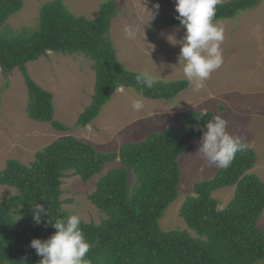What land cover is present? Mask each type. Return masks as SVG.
<instances>
[{"label":"trees","instance_id":"1","mask_svg":"<svg viewBox=\"0 0 264 264\" xmlns=\"http://www.w3.org/2000/svg\"><path fill=\"white\" fill-rule=\"evenodd\" d=\"M260 0H232L216 6L214 22L229 20L254 9ZM24 0H0V70L6 76L17 70L28 90L26 113L31 120L49 123L69 132L54 119V95L31 78L27 65L49 53L81 55L93 62L96 74L90 105L80 114L77 126L92 124L120 88L134 89L151 101H173L185 91L186 81H158L151 88L136 82L138 73L120 62L110 39L116 3L101 6L95 20L76 17L61 0L44 5L36 30L14 32L7 25ZM175 14L162 20V29L182 28ZM213 112H191L178 125L152 132L142 142L123 145L119 151L102 153L73 137L63 138L37 152L24 165L9 160L0 173V186L16 190L0 202V264H39L32 248L35 238L47 239L55 232L48 223L71 215L63 200L64 180L79 177L89 182L103 174L107 164L119 163L96 183L89 200L100 211V224L82 220L81 228L92 247L86 258L91 264H264V181L249 174L259 160L251 147L237 152L231 165L220 168L211 180L193 184L191 195L179 207L184 230H165V213L181 197L180 160L189 145L202 139ZM200 129V130H197ZM234 187L231 201L221 210L212 195ZM42 204L49 216L44 223L33 219V205Z\"/></svg>","mask_w":264,"mask_h":264},{"label":"rangeland","instance_id":"2","mask_svg":"<svg viewBox=\"0 0 264 264\" xmlns=\"http://www.w3.org/2000/svg\"><path fill=\"white\" fill-rule=\"evenodd\" d=\"M52 1L56 0H24L22 10L12 16L7 25L14 32L36 30L41 8ZM61 1L71 14L89 20L98 18L102 5L115 2L116 16L109 36L121 64L138 74L148 71L165 83L188 82L183 74L184 62H180L186 29H162V20L177 14L175 0ZM229 1L232 0H219L218 4ZM215 23L224 29L223 64L212 73L204 88L195 92L189 85L172 102L144 99L141 111L132 107L133 100L139 98L137 92L122 88L123 91H118L96 120L85 128L77 127V123L92 101L96 78L93 62L81 55L49 53L28 64V72L35 83L54 95V119L70 129L66 133L53 129L49 123L31 120L26 113L29 97L23 75L17 70L6 76L0 70V173L9 160L29 165L37 152L67 137L92 144L102 153L119 151L127 143L142 142L153 131L178 125L184 116L197 111L213 112L227 120V130L241 135L258 154L259 160L249 174L256 173L264 181V0L233 19ZM125 25L135 27V39L126 38ZM202 143V139L192 142L180 160L182 198L162 219L161 226L165 230L186 228L184 221L179 219L182 201L192 194L193 183L213 179L220 169L198 153ZM118 167L117 162L107 164L102 175ZM102 175L87 183L77 176L64 180L62 199L74 200L65 205L70 214H79L85 222L100 224L102 215L88 197ZM234 190L229 187L212 195L220 201L221 210L231 201ZM12 193H16L14 188L0 186V202ZM259 226L264 229V214Z\"/></svg>","mask_w":264,"mask_h":264},{"label":"clouds","instance_id":"3","mask_svg":"<svg viewBox=\"0 0 264 264\" xmlns=\"http://www.w3.org/2000/svg\"><path fill=\"white\" fill-rule=\"evenodd\" d=\"M218 3L219 0H175V10L178 13L176 19L186 29L180 62H184L183 74L195 92L204 88L212 73L223 64L221 44L224 40V29L214 22ZM155 7L158 10L159 4ZM123 31L126 38L135 39L136 29L133 25H125ZM169 39L171 40V37ZM135 79L142 88L148 89L153 88L158 82L148 71L137 74ZM118 91L122 92L123 89L120 88ZM144 106V95L141 91L139 98L133 100L132 107L135 111H141ZM227 124L222 115H214L203 130V143L198 149V153L203 154L210 164L224 169L231 165L237 152L247 151L250 147L241 135L231 134L227 130ZM12 195L15 196L14 193ZM173 206H170L167 214ZM41 213L49 216V210L46 211L42 204L35 203L33 219L37 225L44 223ZM48 223L55 232L47 239H33L30 245L41 257L39 264H91L86 256L92 244L84 235L81 228L82 217L79 214H71L66 218L56 219L55 222L49 220Z\"/></svg>","mask_w":264,"mask_h":264}]
</instances>
